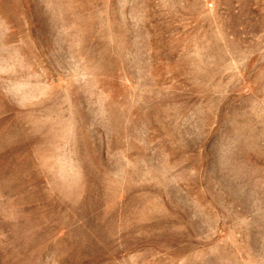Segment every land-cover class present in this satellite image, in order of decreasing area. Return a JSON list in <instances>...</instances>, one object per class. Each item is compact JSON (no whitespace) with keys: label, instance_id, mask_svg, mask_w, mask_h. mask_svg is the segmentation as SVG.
Instances as JSON below:
<instances>
[{"label":"rangeland","instance_id":"obj_1","mask_svg":"<svg viewBox=\"0 0 264 264\" xmlns=\"http://www.w3.org/2000/svg\"><path fill=\"white\" fill-rule=\"evenodd\" d=\"M0 264H264V0H0Z\"/></svg>","mask_w":264,"mask_h":264}]
</instances>
